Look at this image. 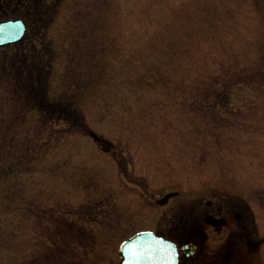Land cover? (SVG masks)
Segmentation results:
<instances>
[{
    "label": "rangeland",
    "instance_id": "rangeland-1",
    "mask_svg": "<svg viewBox=\"0 0 264 264\" xmlns=\"http://www.w3.org/2000/svg\"><path fill=\"white\" fill-rule=\"evenodd\" d=\"M23 12L0 4V21ZM45 18L39 88L52 114L75 116L51 123L25 101L12 120L11 90L27 88L0 87V264H118L121 241L197 219L214 197L237 199L262 242L230 254L211 235L202 253L264 264V86L241 84L264 78V0H51ZM215 90L221 104L199 105Z\"/></svg>",
    "mask_w": 264,
    "mask_h": 264
},
{
    "label": "trees",
    "instance_id": "trees-1",
    "mask_svg": "<svg viewBox=\"0 0 264 264\" xmlns=\"http://www.w3.org/2000/svg\"><path fill=\"white\" fill-rule=\"evenodd\" d=\"M50 2L51 0H25L24 1L25 4L20 11H24L23 19L28 25V28H27L28 33L26 32L23 42L28 38L30 34H32L33 38L36 39L35 40L36 44H33L31 48H28V50L22 54H18L17 52L14 51L13 56L14 58H17V60L14 58L13 59L12 58L0 59V87H4L7 89V88H13V86L15 85L17 88L20 86H24L27 88L25 91L19 94L18 92L14 93L11 89H9L12 92V96L9 97L10 100H12L11 103L20 102V104H22L21 105L22 108L11 112L12 114H15L14 116L11 115L12 120L16 119V116L18 114L21 115V114H26L28 112L29 107L25 105L26 103L24 104L25 101L30 102L32 104L30 106V109L32 111L38 112L40 114V118L41 117L45 118L49 113L52 114L49 108H47V98L45 95L46 93L44 94V91H42L41 88H39L41 84H38L39 78H41V76H43L44 78L45 76L44 71H45V68H47V65L49 62V59L46 56V52L43 49L45 47L43 48L41 47L42 43L40 41L43 40L44 42L43 29L49 23V21L46 20L45 16H46V11H49ZM22 43L9 46L6 48H2V49H11V50L16 49V48L18 49V47H20ZM42 49H43V52H42ZM243 79L244 81L241 84L243 83L249 84L251 83V81H254V82L256 81L260 86L261 84L264 86V78L253 79L251 77H244ZM235 84H240V83H235ZM192 95L194 96V93H192ZM195 96L199 97L200 102H201L199 105H202V107L207 106L209 104L207 101L210 100L209 99L210 96H213L210 103L214 104L215 106L217 104H221V101H220L221 94H220V91H217V90H215L214 93L212 94H209L208 92H204V93L199 92L195 94ZM187 102L195 105L194 97L187 99ZM13 108H16V106ZM69 109L70 108H67L65 105L60 106L59 104L58 106L59 111H56L54 112L56 114L53 113L51 115L50 122L51 123L57 122V120H62L61 118H63V121H65L66 118L67 119H69L70 117L73 118L75 116L72 114L74 113V111H72V109H70L71 110L70 111ZM21 111H25V112H21ZM196 111L198 110L195 109L192 112H196ZM204 111H207V110H204ZM202 117L207 118L205 116H202ZM201 120L205 122L204 119H201ZM215 123H219V121H214L212 123L211 122L209 123L210 126L212 125L211 128L213 129L216 127L220 128V125L216 126ZM53 127H56V126H53ZM68 132H71V134L73 133L72 130H69ZM214 144L216 146L219 145L218 143H214Z\"/></svg>",
    "mask_w": 264,
    "mask_h": 264
},
{
    "label": "flooded vegetation",
    "instance_id": "flooded-vegetation-1",
    "mask_svg": "<svg viewBox=\"0 0 264 264\" xmlns=\"http://www.w3.org/2000/svg\"><path fill=\"white\" fill-rule=\"evenodd\" d=\"M167 203L168 198L160 207H165ZM234 205L233 203L214 205L213 202H206L201 207L202 211L198 213L197 219H191L194 216V210L189 209L186 216L182 217L181 215L180 219L177 216L175 220L164 224V231L159 233L161 236L173 241L177 247L183 244H191L195 247L191 256L179 254V264H196L206 256L208 253H202L204 250L202 246L206 245L211 235L223 234L220 246L230 254L232 252L243 254L249 246L259 247L258 241L251 242L247 238L248 232L256 231L255 221L250 214L246 213V210L236 209ZM206 215L221 221L214 226L206 225L204 223Z\"/></svg>",
    "mask_w": 264,
    "mask_h": 264
},
{
    "label": "water",
    "instance_id": "water-1",
    "mask_svg": "<svg viewBox=\"0 0 264 264\" xmlns=\"http://www.w3.org/2000/svg\"><path fill=\"white\" fill-rule=\"evenodd\" d=\"M4 5L9 0H3ZM21 3H17L19 7ZM25 32V26L21 20H8L0 22V47L20 42ZM99 146L107 144L95 134L90 135ZM206 223L213 224L210 218ZM136 246V255L131 251ZM183 253L189 255L194 248L190 245L180 248ZM119 264H177V251L175 245L150 232H141L122 242L118 248Z\"/></svg>",
    "mask_w": 264,
    "mask_h": 264
},
{
    "label": "snow or ice",
    "instance_id": "snow-or-ice-1",
    "mask_svg": "<svg viewBox=\"0 0 264 264\" xmlns=\"http://www.w3.org/2000/svg\"><path fill=\"white\" fill-rule=\"evenodd\" d=\"M131 251L133 252V255H136L137 249L135 245H133Z\"/></svg>",
    "mask_w": 264,
    "mask_h": 264
}]
</instances>
